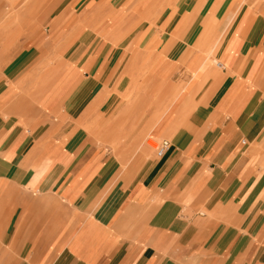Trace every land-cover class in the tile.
<instances>
[{
    "label": "crops",
    "instance_id": "0c3cea01",
    "mask_svg": "<svg viewBox=\"0 0 264 264\" xmlns=\"http://www.w3.org/2000/svg\"><path fill=\"white\" fill-rule=\"evenodd\" d=\"M163 3L179 8L151 31L163 56L123 58L100 36L85 54L71 35L54 74L40 75L39 46L2 67L0 264H264V0ZM183 19L201 26L172 49ZM140 69L159 77L141 122L120 102L138 99Z\"/></svg>",
    "mask_w": 264,
    "mask_h": 264
},
{
    "label": "rangeland",
    "instance_id": "374dc122",
    "mask_svg": "<svg viewBox=\"0 0 264 264\" xmlns=\"http://www.w3.org/2000/svg\"><path fill=\"white\" fill-rule=\"evenodd\" d=\"M144 1L145 0H0V76H2L1 71L4 65L20 60V58L25 59V56L35 49V47L38 48V46L41 55L40 75L46 76L53 73L54 70L51 67L52 63L56 58H60L71 41V37L66 38L67 34L73 35V43H76L78 39L81 38L78 43H84L85 49L88 47V43L93 46L99 36L103 37L110 42H114L117 47L122 46V51L124 53L123 58L127 53L131 55L139 54L140 56L138 55V57L142 63L155 54L157 56H163V51H154L156 50L154 45L158 44L156 45L157 47L164 48L166 39L162 40L163 37L161 35L157 36V31L153 33L151 31L154 27L155 29H158V27L161 29L171 27V25H173L172 21L167 19L165 22H162V19L158 18L162 16V13H166L165 10L169 7L171 13H177V10H179L177 7L178 5H165L163 3L165 0H155V2L150 3H145ZM166 1L168 2V0ZM132 13L134 14L133 18ZM120 14L125 17L123 35L121 37H115L112 34H105L106 32L102 28H104L105 24H108V27L111 26L116 21V17ZM86 17L87 20L85 19ZM93 20L95 22H92ZM107 21L109 22L106 23ZM191 24H193V27H200L201 21L189 20L187 22L186 19H183L172 33L173 35H171L172 49L177 46L180 41L186 42L185 38L178 36V34L184 26L188 28ZM215 24L216 21L214 22V25ZM214 25L213 20H208L206 22V27L209 29ZM10 27V31L7 32L6 29ZM23 29H28L27 33ZM141 30L143 34L138 35ZM193 37L188 36L187 40L189 41ZM205 37H207V35H199L197 37L198 41L193 42L201 43L204 41L203 38ZM212 38L211 36L208 37L210 40ZM158 39H160L159 42L157 41ZM210 40H208V42L212 43ZM10 41L11 43H9ZM5 42L6 44L3 45ZM51 48H53V50ZM81 49L82 48L78 46L76 51H74L76 57L79 55ZM88 50L89 49H86L85 54L88 53ZM58 70L60 73V68ZM140 71H142L140 72L141 79L139 78L135 85V94H133V96H136L138 93V99H131L132 92L129 89L124 93L123 98L121 97L122 99L120 102H122L123 106L126 104L129 105L131 102L128 106V113L130 108L137 107L139 110V120L141 122L146 110L144 100L141 99V97L144 92L148 91V88L151 89L155 87V92L158 91V83L156 82L159 77L156 73L153 77L148 78L149 73L147 69H140ZM151 72H153L152 69ZM172 72L175 73L171 74V77L176 79L178 69H174ZM5 83L8 84V81H5ZM2 85L5 84L1 83L0 87ZM21 90L26 91L24 87ZM113 94L114 89L107 90L108 96ZM135 98H137V96ZM109 107L114 108L113 99H111ZM153 111L155 121H157L162 116L164 109L162 107H154ZM111 114H113V112L107 115V122L114 119V116ZM81 127H83V125ZM146 138L147 134H145L141 141L140 147L146 148ZM158 140L160 142L162 141L161 138ZM156 145L155 143V147ZM151 151L155 153L156 148ZM151 151L148 152V154L154 157L155 155ZM135 153L136 152H134V154ZM123 166L125 167L127 165Z\"/></svg>",
    "mask_w": 264,
    "mask_h": 264
},
{
    "label": "built area",
    "instance_id": "2783aa9c",
    "mask_svg": "<svg viewBox=\"0 0 264 264\" xmlns=\"http://www.w3.org/2000/svg\"><path fill=\"white\" fill-rule=\"evenodd\" d=\"M167 147H168L167 142L158 143V147L156 148V153L161 156L166 151Z\"/></svg>",
    "mask_w": 264,
    "mask_h": 264
},
{
    "label": "bare ground",
    "instance_id": "6f19581e",
    "mask_svg": "<svg viewBox=\"0 0 264 264\" xmlns=\"http://www.w3.org/2000/svg\"><path fill=\"white\" fill-rule=\"evenodd\" d=\"M98 14V13H97ZM23 20V19H22ZM87 20V19H86ZM89 20V19H88ZM25 21V20H24ZM21 22H23V21H21ZM86 22V21H85ZM92 22H95L94 20L92 21ZM88 23V22H87ZM87 23H85V24H87ZM91 23V22H90ZM35 27V26H34ZM86 27V26H85ZM25 28V27H24ZM24 31H26V33H27V30L26 29H23ZM24 34V33H23ZM71 35V34H70ZM69 34H67V36H66V38H70L71 36H70ZM9 41V40H8ZM9 43H11V41L9 42ZM8 45V44H7ZM52 50H53V48H51ZM50 55H51V53H50ZM50 57V56H49ZM55 58V57H54ZM57 59V58H56ZM43 65V64H42ZM45 67V66H44ZM42 71V70H41ZM42 73V72H41ZM153 141H155V140H153ZM155 143L157 144L156 145V147H153V146H151L150 145V147L152 148V149H155V148H157L158 147V143L159 142H157V141H155Z\"/></svg>",
    "mask_w": 264,
    "mask_h": 264
}]
</instances>
